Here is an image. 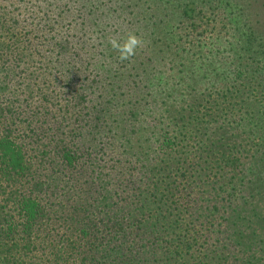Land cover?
Here are the masks:
<instances>
[{"label":"trees","instance_id":"obj_1","mask_svg":"<svg viewBox=\"0 0 264 264\" xmlns=\"http://www.w3.org/2000/svg\"><path fill=\"white\" fill-rule=\"evenodd\" d=\"M0 264H264V0H0Z\"/></svg>","mask_w":264,"mask_h":264},{"label":"clouds","instance_id":"obj_2","mask_svg":"<svg viewBox=\"0 0 264 264\" xmlns=\"http://www.w3.org/2000/svg\"><path fill=\"white\" fill-rule=\"evenodd\" d=\"M107 43L118 53V60L122 63L128 61L131 63L137 54V50L142 48L145 41L142 36L133 31H128L123 36H109Z\"/></svg>","mask_w":264,"mask_h":264},{"label":"rangeland","instance_id":"obj_3","mask_svg":"<svg viewBox=\"0 0 264 264\" xmlns=\"http://www.w3.org/2000/svg\"><path fill=\"white\" fill-rule=\"evenodd\" d=\"M235 10L233 9V8H227L226 9V14L225 15H222V16H220L221 17V19H224L225 17H230V19H232L233 20V22L236 24V22H237V20H238V17H236L235 16ZM237 25V24H236ZM235 25V26H236ZM227 28H229V26H227ZM221 31H222V33H223V35H226L228 32H229V35H231V37H230V39H231V43L233 42V43H235V41H236V39H237V35H239V34H237V33H235L234 32V29L233 30H228V29H225V26H221ZM235 36H236V39H235ZM225 37L226 36H224V41H223V43L225 44V49L226 50H229L230 49V43H228V41L227 40H225ZM235 39V40H234Z\"/></svg>","mask_w":264,"mask_h":264}]
</instances>
